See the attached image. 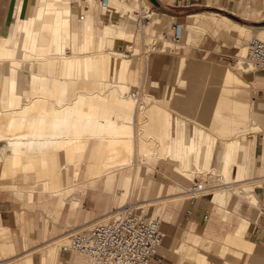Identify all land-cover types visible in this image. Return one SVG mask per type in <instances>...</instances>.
<instances>
[{"label":"crops","instance_id":"crops-1","mask_svg":"<svg viewBox=\"0 0 264 264\" xmlns=\"http://www.w3.org/2000/svg\"><path fill=\"white\" fill-rule=\"evenodd\" d=\"M42 1L0 0V36H9L18 20L36 16ZM52 1L71 5L73 21L80 26L82 0ZM165 1L193 10L177 17L184 22L181 44L176 51L142 53L144 65L133 80L143 84L145 95L169 104L172 134L177 121L185 122L189 146L197 128L210 130L215 144L207 152L205 171L198 172L191 164L179 168L180 161L169 156L147 160L137 146L130 164L96 177L88 172L89 163L76 176L75 166L62 163L60 152L48 157V171L42 173L14 169L5 174L0 167V264H27L28 258L32 264L43 260L63 264L68 248L62 240L68 233L127 200L142 201L148 214L162 219L161 261L153 264H264V69L235 68V54L247 40L241 27L256 25L239 23L221 12L264 22V0L261 7V0ZM196 13L202 20L195 24L190 15ZM143 87H137L140 98ZM140 128L141 122L135 121L137 135ZM236 137L245 148L248 166L239 157L230 174L233 179L225 182L217 157L222 140ZM140 158L148 163L135 165ZM113 172L110 186L98 180ZM197 180L205 182L206 191L191 202L184 194ZM218 188L240 192L220 204Z\"/></svg>","mask_w":264,"mask_h":264},{"label":"bare ground","instance_id":"bare-ground-1","mask_svg":"<svg viewBox=\"0 0 264 264\" xmlns=\"http://www.w3.org/2000/svg\"><path fill=\"white\" fill-rule=\"evenodd\" d=\"M148 1L110 0L107 8L96 0H83L78 26L71 5L43 0L36 16L18 20L9 36H0V167L5 174L14 169L48 171V157L60 152L62 163L75 166L76 176L89 163L88 172L96 177L109 168L130 164L136 146L147 160L169 156L180 161L179 168L191 164L198 172L205 171L207 152L215 144L210 130L197 128L189 146L184 139L185 122L177 121L176 134H172L169 104L157 97L140 98L133 86V78L144 65V41L155 32L152 26L170 21L168 14L153 11L151 20L135 32L133 11L140 5L148 8ZM190 18L196 24L202 15ZM263 27H241V36H263ZM179 44L171 46L178 49ZM246 46H241L234 62L240 72L248 71L242 58ZM18 61L26 65V71L14 65ZM128 68H135L130 80ZM135 121L141 122L139 135ZM222 141L217 160L229 182L239 157L248 166L247 156L238 137ZM101 179L110 186L114 172ZM234 192L240 190L218 188L216 199L226 204ZM71 236L62 240L67 248ZM27 264H32L30 258ZM43 264L51 261L43 260ZM70 264L92 262L75 259Z\"/></svg>","mask_w":264,"mask_h":264},{"label":"built area","instance_id":"built-area-1","mask_svg":"<svg viewBox=\"0 0 264 264\" xmlns=\"http://www.w3.org/2000/svg\"><path fill=\"white\" fill-rule=\"evenodd\" d=\"M101 6L110 8V0H96ZM135 26L151 20L153 8L140 5L133 11ZM183 24L173 22L170 33L154 34L146 45L145 53H166L178 50L171 45L179 44L182 39ZM242 57L248 71L264 69V27L263 36H254L246 46ZM238 53L235 54V59ZM234 59V62H235ZM242 71V70H241ZM186 195L191 202L206 191L205 182L196 181ZM142 204L129 203L123 208L105 213L99 219L86 223L71 233L68 249L74 255L82 256L92 264H153L161 261L159 249L164 233L161 218L150 215Z\"/></svg>","mask_w":264,"mask_h":264},{"label":"rangeland","instance_id":"rangeland-1","mask_svg":"<svg viewBox=\"0 0 264 264\" xmlns=\"http://www.w3.org/2000/svg\"><path fill=\"white\" fill-rule=\"evenodd\" d=\"M83 1V0H82ZM158 2H159V5L158 4H155V3H153L151 0H149L148 2H149V4H150V6L153 8V11H155L156 13H158V14H160V16L161 15H164L165 13L166 14H168V17L167 16H164V17H167V19L168 20H170L167 24H165L164 26H162V27H160V26H158V25H154V26H152V28H153V30H155V32H154V34H163V33H170V29H171V25H172V23L173 22H180L181 24H184V22L181 20V18H177L178 17V15L180 16V15H185V14H187V13H190V12H192L193 10H181V8H177L176 6H170V5H168L167 3H166V1L165 0H157ZM258 3H260V7L261 6H263V0H261L260 2H258ZM83 4V3H82ZM81 4V5H82ZM180 9V10H179ZM202 9H205V8H202ZM210 9V8H209ZM211 10H214V9H211ZM194 11H198V10H194ZM81 12H82V10H81ZM223 14H225L226 16H228L229 18H231L232 20H235V21H237V22H239V23H242V24H251V25H264V22H260V23H255V22H248V21H245V20H242V19H240L239 17H237L236 15H234V14H227V13H225V12H223V11H221ZM258 12H260V11H258ZM164 13V14H163ZM261 14H262V16L264 15L263 14V12H261ZM171 16H173V17H175L174 19L171 17ZM261 16V17H262ZM102 17H105L104 15L102 16ZM106 18V17H105ZM134 22V24H135V21H133ZM138 32L139 30H138V28L135 26V32ZM141 31V30H140ZM148 34H146V32H145V37L146 38H148V36H147ZM151 36L152 35H150V39L149 40H145L144 41V48H142V52H144L145 51V49H146V47H145V45H147L149 42H150V40H151ZM250 39L252 38V36H250L249 37ZM249 38H247V40H246V45H247V42L250 40ZM146 42H147V44H146ZM126 45H133L132 44V42L130 43V42H126L125 43ZM142 46V47H143ZM67 51H69V50H67ZM240 51V49L238 50V52ZM237 52V53H238ZM143 54H145V55H148V54H146L145 52L143 53ZM235 59V58H234ZM14 65H16V66H18L19 67V69L21 70V72H24V70L26 71V69H25V64H23V63H21V62H17L16 64H14ZM24 66V67H23ZM134 69V70H133ZM128 68L127 69V75H128V73H129V75L127 76L128 78L129 77H132L133 78V76H135L134 74H135V68ZM129 71V72H128ZM134 72V73H133ZM132 73V74H131ZM25 76H27V74L25 73ZM26 78V77H25ZM136 79V78H135ZM129 80H130V78H129ZM128 82H131V81H128ZM136 82V83H135ZM132 83V82H131ZM25 86H27V84H26V82H25ZM133 86H134V88H136V87H143V84H138V82L135 80H133ZM145 88L143 87V91L141 90V97L143 98L144 97V95H145ZM138 163H141V166L143 165V164H145V163H148V161L147 160H142L141 158L140 159H138L137 161H136V163H135V165H137ZM198 181V180H197ZM76 191V189L74 190V192ZM185 195V194H184ZM189 200H191V199H189ZM129 203H135V204H142L143 202L141 201V202H139V201H132V200H127V202L122 206V207H119V208H116V209H114V210H110V211H108V212H105V213H112V212H115V211H117V210H119V209H121V208H123L125 205H127V204H129ZM104 213V214H105ZM104 214H102L101 216H99V217H97L96 219H94V220H91V221H88V222H85V223H83V224H80V225H78V226H76L75 228H73L68 234H71L73 231H75V230H77V229H79V228H81L83 225H85L86 223H89V222H93V221H95V220H97V219H99L100 217H102ZM152 214H154V212H152L150 215H152ZM161 222H162V219H161ZM65 261H62V263L63 264H67L68 263V261L69 260H71V258H73V259H77V260H81V259H85V260H87V258H84V257H82V256H78V255H74V254H72V252L70 251V249H66L65 248Z\"/></svg>","mask_w":264,"mask_h":264},{"label":"water","instance_id":"water-1","mask_svg":"<svg viewBox=\"0 0 264 264\" xmlns=\"http://www.w3.org/2000/svg\"><path fill=\"white\" fill-rule=\"evenodd\" d=\"M153 3L155 4H158L159 5V2L157 0H151Z\"/></svg>","mask_w":264,"mask_h":264}]
</instances>
